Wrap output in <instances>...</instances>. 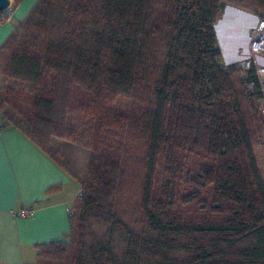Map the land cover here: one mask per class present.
Returning a JSON list of instances; mask_svg holds the SVG:
<instances>
[{"label": "trees", "instance_id": "obj_1", "mask_svg": "<svg viewBox=\"0 0 264 264\" xmlns=\"http://www.w3.org/2000/svg\"><path fill=\"white\" fill-rule=\"evenodd\" d=\"M226 1L245 0H38L15 26L0 75L27 88L4 87L0 127L59 163L51 137L74 139L64 110L93 126L67 240L37 245L34 264H264V116L248 78L234 77L238 64H221ZM253 4L264 15V0ZM139 141L142 157L128 148ZM158 156L165 176L154 189ZM189 174L211 186L216 219L172 210L174 177ZM135 183L139 228L119 210Z\"/></svg>", "mask_w": 264, "mask_h": 264}, {"label": "crops", "instance_id": "obj_2", "mask_svg": "<svg viewBox=\"0 0 264 264\" xmlns=\"http://www.w3.org/2000/svg\"><path fill=\"white\" fill-rule=\"evenodd\" d=\"M38 0H11L6 11L8 19L0 23V47L14 32ZM255 23V22H254ZM245 46L224 60V64L240 60ZM232 30L230 38H237ZM223 60V59H222ZM53 160L14 127H0V264H34L37 245L65 241L70 232V214L73 202L80 193V182L85 175L74 159ZM80 169V172H79ZM31 207V216H17L14 212Z\"/></svg>", "mask_w": 264, "mask_h": 264}, {"label": "rangeland", "instance_id": "obj_3", "mask_svg": "<svg viewBox=\"0 0 264 264\" xmlns=\"http://www.w3.org/2000/svg\"><path fill=\"white\" fill-rule=\"evenodd\" d=\"M260 14L261 10H255L253 0H245L243 4L226 1L223 10L215 22L218 47L220 48L223 59H221V64L227 65L224 64L223 61L234 55L235 52L237 53V47L242 49L245 46L244 34L250 23L254 24ZM232 30L237 32V38L235 39L230 38ZM234 77L239 79V77H242V73L237 70L234 73ZM7 85L27 88L23 83L0 75V96H3L4 87ZM120 102L121 105L126 103L124 99ZM4 111L8 116L17 121L23 122L10 105L5 104ZM63 113L64 126L66 129L74 133V139L66 140L52 136L50 139V149L59 162L66 163L64 161L65 159H71L70 161L73 162L75 159V161L81 165L79 168H82L84 171L92 135V120L88 116L76 111L64 110ZM128 148H130L129 151H131L133 155L138 157H142L146 149L141 141L129 143ZM163 162L162 157L158 156L153 182L154 189L156 186L158 188L164 179L165 171L163 168ZM179 175L178 177H174L173 181L174 204L172 205V210L179 213L184 219H216L215 213L209 210L211 202V186L204 185L200 187L199 185L196 186L192 184L191 181L194 179L192 174H189L188 176ZM140 190V184L135 183L132 187L133 193L131 197L123 198V201L119 206L121 218H123L131 227H135L137 224L139 228L143 225V218L138 209L141 204Z\"/></svg>", "mask_w": 264, "mask_h": 264}, {"label": "built area", "instance_id": "obj_4", "mask_svg": "<svg viewBox=\"0 0 264 264\" xmlns=\"http://www.w3.org/2000/svg\"><path fill=\"white\" fill-rule=\"evenodd\" d=\"M237 64L242 75L248 78L244 84L247 96L252 101V97L259 95L257 110L260 115L264 116V15H259L255 23L249 28L248 47ZM33 212V208L26 207L14 212V214L28 217Z\"/></svg>", "mask_w": 264, "mask_h": 264}, {"label": "water", "instance_id": "obj_5", "mask_svg": "<svg viewBox=\"0 0 264 264\" xmlns=\"http://www.w3.org/2000/svg\"><path fill=\"white\" fill-rule=\"evenodd\" d=\"M11 7V0H0V12H6Z\"/></svg>", "mask_w": 264, "mask_h": 264}]
</instances>
